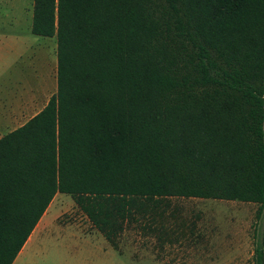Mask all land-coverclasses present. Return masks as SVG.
<instances>
[{
	"label": "trees",
	"instance_id": "trees-1",
	"mask_svg": "<svg viewBox=\"0 0 264 264\" xmlns=\"http://www.w3.org/2000/svg\"><path fill=\"white\" fill-rule=\"evenodd\" d=\"M31 32L57 89L0 138V264L56 192L114 247L169 197L257 203L264 264V0H33Z\"/></svg>",
	"mask_w": 264,
	"mask_h": 264
},
{
	"label": "rangeland",
	"instance_id": "rangeland-1",
	"mask_svg": "<svg viewBox=\"0 0 264 264\" xmlns=\"http://www.w3.org/2000/svg\"><path fill=\"white\" fill-rule=\"evenodd\" d=\"M32 1L0 0V30L23 36L27 45L53 44L55 36L31 32ZM163 204L156 222L140 217L124 224L114 247L71 195L57 194L43 219L47 226L12 264H252L259 204L189 197Z\"/></svg>",
	"mask_w": 264,
	"mask_h": 264
},
{
	"label": "crops",
	"instance_id": "crops-1",
	"mask_svg": "<svg viewBox=\"0 0 264 264\" xmlns=\"http://www.w3.org/2000/svg\"><path fill=\"white\" fill-rule=\"evenodd\" d=\"M37 45H27L23 36L0 30V138L37 114L56 92V41ZM52 200L18 254L47 226L43 219Z\"/></svg>",
	"mask_w": 264,
	"mask_h": 264
}]
</instances>
